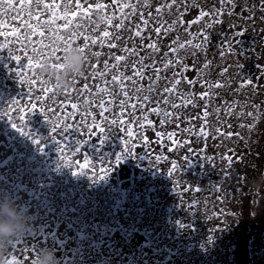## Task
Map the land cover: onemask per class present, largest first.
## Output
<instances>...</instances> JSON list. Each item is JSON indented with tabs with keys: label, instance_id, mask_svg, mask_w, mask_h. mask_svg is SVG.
Here are the masks:
<instances>
[{
	"label": "bare ground",
	"instance_id": "obj_1",
	"mask_svg": "<svg viewBox=\"0 0 264 264\" xmlns=\"http://www.w3.org/2000/svg\"><path fill=\"white\" fill-rule=\"evenodd\" d=\"M200 1L197 0L199 7L190 8L182 16L183 7L168 11L166 4L171 0H147V7L145 0H118L123 5H135V13L131 8L117 7L111 0H9V8L0 2V45L7 44L11 49L0 48V197L8 198L17 210L24 208L32 216L31 227L20 237L10 240L0 251V264L13 254L20 264L23 261L32 264L40 249L51 250L57 264H258L251 259L250 248L256 234L264 231V201L256 217L251 219L248 205L244 204L241 212L236 211L239 207L235 204L236 198L227 200L224 193L229 191L225 190V186L220 190L217 186L222 177L226 179L232 171L234 175L237 168L244 190L252 191L255 187L251 177L255 176L257 164L249 163V155L243 160L240 158L244 147L238 145L235 131L241 102L251 97L239 90L241 79H253L254 84L259 85L256 91L264 87L261 71L252 66L254 62L264 65V26H258L253 35L259 9L249 13L244 10L245 0H236L234 14L226 17L228 23L214 25L215 30H206L210 40L202 44V56L198 49L192 47L187 52L182 51L179 54L181 63L160 73V80L154 84L147 79V75L153 73H147L137 86L147 89L152 85L153 100L145 106L147 113L137 109L133 119L147 114L153 124L149 126L145 123L138 131L134 123L121 126L102 119L97 107L101 97L92 95L104 86L105 80H110L112 74L123 71L132 75L135 58L129 61L128 67H122L99 80L90 77L91 69L86 67L82 71L84 77L80 76L82 72H70L67 78L72 81V86L63 90L53 83L51 73L39 71L43 62H47L50 68L62 70L65 53L72 49L83 53L84 59L88 55L89 62L98 64L99 70L103 71L105 60L115 63L113 56L124 55L122 48L133 46L129 37L134 34L135 25L141 24L149 12L158 18L151 20L147 26L141 25L145 28V40L136 38L135 44H151L158 38L159 53L140 48L137 51L141 56H150L145 63L155 62L157 67H162L167 59L177 58L175 54L164 56L170 47L176 46L172 44L174 40L183 43L191 39L194 44L203 41L198 34L210 18L205 17L201 26L191 21L196 19L201 9L207 11L219 4L218 1ZM191 2L179 0L180 5H190ZM256 3L257 0H247L249 7ZM161 5L165 7L158 14L155 10ZM101 7L107 16L100 15ZM56 11L63 12V15L54 21ZM73 12L76 13V20L70 23L64 17ZM122 12L125 14L123 17ZM250 15L253 18L249 19ZM120 18H125L126 27L119 33L122 39L117 48L110 49L107 41L103 45H91V39H104V31L115 33L117 30L108 23H119ZM178 18L183 21L182 24L173 26L174 30L167 36L161 33L157 37L156 27L172 26ZM11 31L17 33L15 37L10 36ZM220 32L227 33L229 38L221 40ZM54 34L56 45L52 44ZM61 39L63 43H60ZM238 39L244 43L240 47L243 54L239 55L240 60L251 59L253 62L247 65L244 77L238 74L242 62L235 60L236 54H228L229 61L219 65L221 60L216 51L223 44L228 48L229 43L232 48H237L234 43ZM75 40L76 43L73 42ZM85 42L90 46L86 52L82 51ZM45 44L57 47L64 59L59 61L33 53V46L44 50ZM92 51H100L101 57H92ZM15 56L20 57L19 62L13 59ZM201 59L210 63L204 78L198 74ZM29 60L33 64L39 63V67H29ZM55 63H62L63 67H53ZM225 68L228 74L221 76ZM181 77L183 79L177 91L165 96L164 88ZM221 81L227 84L223 90L207 86ZM85 83L92 88L78 100L77 95L83 91ZM248 88L253 90L252 86ZM203 92H210V96L201 101L200 94ZM68 94H71L70 98ZM143 94L149 93L145 91ZM189 96L194 99L193 105L183 103ZM85 99L93 101L87 110L96 116L95 123L100 124L103 132L92 124L89 117L86 121V125L92 127L89 134L87 126L81 122L84 108L75 116L68 115L73 111L71 104H82ZM119 99L123 97L106 105L111 109L106 114L108 121L121 118ZM163 99H169V103L163 104ZM251 99L254 102V96ZM13 100L19 102L20 110L16 105L9 107ZM255 100L261 101L257 97ZM173 103L179 107L171 108ZM205 105L208 112L206 118L203 116ZM251 105L254 106V103ZM157 106L174 114L170 123L161 124L163 116L151 113V107ZM230 106L231 115L228 114ZM20 116L24 117L23 121ZM122 118L129 119L127 115ZM12 123L27 134L17 131ZM205 125L209 135L201 136L200 129ZM126 127L134 130L130 138ZM185 129L192 131L186 132ZM157 132L162 135L158 137ZM168 133L175 134L173 140L168 139ZM226 135L232 136V143L223 146L222 156L226 158V165L221 167L213 156L216 151H213L212 144L222 142ZM260 139L264 140L263 137ZM34 140L38 142L34 143ZM77 141L81 143L77 144ZM128 147H131L132 154L126 152ZM223 148L221 146L218 151ZM58 149H63V152ZM114 154L121 156L118 163ZM229 157L232 159L229 160ZM105 169L108 170L106 174ZM216 171L221 175H217ZM193 172L201 179H209V201L199 198L203 192L202 183ZM100 175L103 177L98 178ZM262 192L264 196V189ZM208 206L215 213L212 217L201 212V208ZM184 209L195 210V215H185ZM228 209L241 213V219L231 224L222 218L228 215ZM258 247L264 248V239L258 240Z\"/></svg>",
	"mask_w": 264,
	"mask_h": 264
},
{
	"label": "snow or ice",
	"instance_id": "obj_2",
	"mask_svg": "<svg viewBox=\"0 0 264 264\" xmlns=\"http://www.w3.org/2000/svg\"><path fill=\"white\" fill-rule=\"evenodd\" d=\"M218 7H213L207 11L205 10H200L199 11V15L196 17L195 20L191 21L192 24H197V23H201L204 21L205 17H209V21L207 23H204V29L198 34L199 36L203 37V42L207 43L210 40V36L206 35L205 32L207 29H211L214 27V25L217 24H221L223 23V19L222 17L227 15L229 17H231L234 14V9L237 6L236 0H218ZM145 6L147 7V0H145ZM183 7L184 11L181 12V16L184 14V12L190 10V8H197L199 7V5L197 4V0H192L191 4H183L180 5L179 0H171V3H167L166 7L168 9L169 12H171V10L174 7ZM47 7V5H46ZM79 7V5H78ZM165 7V5H161L160 7L156 8V13H161L162 9ZM122 8H131L133 13L136 12V7L135 5L132 4H124L122 5ZM259 9L260 11H264V0H257V3L255 5H252L251 7H249L247 5V0H245V8L244 10H247L249 13H253L255 10ZM73 16L76 15L75 12L72 13ZM125 14L122 12V17ZM147 18L146 19H142L141 20V24L135 25V32L132 36L129 37V42L133 44L132 47H124L122 48V51L125 53L124 55H115L112 57V59L115 61V63H110V61L105 60L103 62V71L99 70V65H93L92 63H90V57L87 55L85 57V63H84V67L91 69L89 76L90 77H94L95 79L99 80V79H103L104 77L110 75L111 73L121 69L122 67H128L129 65V61L132 60L133 58H135V64L132 65V75H126L125 72L123 71H119L118 74H112L110 80H105L104 86L99 88L98 92L96 93H92V95L97 96V97H101L98 100L97 103V107L100 109L99 115L102 119H104L106 122L111 123L113 125L119 123L121 126H125L129 123H134L137 128L136 130L138 131L140 128H143L145 126V123L149 126H151L153 124V121L151 119L148 118L147 114H143L138 118L133 119V117L136 116V110L139 109L141 113H147L148 108L145 107L147 105H149L150 103H152L153 97L151 95L152 91H153V86L150 85L147 89H145L142 86H137L139 84L140 81L144 80L146 78V75L148 72H152L153 75H147V79L149 81H152L153 84L155 82H158L160 80V73L162 72H166L167 70H169L171 67L179 65L181 63V60L179 59V54L184 51L187 52V49L189 47H192L194 49H200L201 48V44H194L193 41L187 40L183 43H180L179 40H174L172 42L173 45H176L175 47H170L168 52L164 53L165 57H168L169 55L175 54V56L177 57L175 60L173 59H167L166 62H163L162 67H157L155 62L152 63H145L146 60L150 59V56H141L140 52L137 51L138 48L142 49V50H151L152 53H159L161 51V48L159 46V39L157 38V40H154L151 44H147V45H136L135 44V39L139 38L141 41L145 40V28L141 27V25L147 26L151 20L158 18V17H153L152 13H147ZM253 18L251 15L249 17V19ZM183 21L181 19H177L173 21L172 26H169L167 28H163V26L161 27H156L154 29L155 33L157 34V37H159V35L161 33H163L165 36H167V34L171 31H173V26L177 25V24H182ZM109 25H112L117 31L115 33L113 32H109V31H104L103 32V37L104 39H91L90 43L91 45H96V44H101L103 45L106 41L107 46L111 49V48H117L119 46V43L122 39V37L120 36V31L124 30L126 27V22H125V18H120L119 19V23L116 24H112V22L108 23ZM230 27H234V26H230ZM239 34V33H238ZM41 36H43V33H40ZM17 39H19V36L17 35ZM25 39H27V37H25ZM148 39H151V37H148ZM85 40H87V38H85ZM114 41V42H113ZM74 43L77 42V40L73 41ZM60 43H63V40H60ZM52 44L56 45L57 44V37L54 34L53 39H52ZM0 48L3 49H9V46L7 44L5 45H0ZM228 48L229 51H231V43L228 44ZM50 49V50H48ZM90 49L89 43L85 42V46L82 48V51L86 52ZM11 49H9L10 51ZM34 54H38L40 56H47L49 59H55V60H59L62 61L64 59V55H60L59 54V49L55 46H51L48 44L44 45V50H41L40 48L33 46L32 49ZM195 54V53H193ZM225 55L224 52H221V57L223 58V56ZM91 56L95 57V58H99L101 57V52L100 51H92L91 52ZM13 59H15L17 62L20 61V57L19 56H15L13 57ZM29 63V67L31 68H38L39 67V63L37 64H33L31 60L28 61ZM53 67L56 68H62L63 64L62 63H55L53 64ZM205 68L210 67V63L209 64H205L204 65ZM258 69L261 70V77L262 79H264V66H258ZM228 74V69L225 68L223 70V72L221 73V76L227 75ZM17 75H20L19 72H17ZM85 73L82 72L80 74L81 77H84ZM153 76L155 77V80L153 81ZM183 79V77H181V79H177L175 80L174 83L171 84L170 87H165L163 90V94L165 96H168L169 94H172L174 92L177 91L178 85H180L181 80ZM189 83H195V81H189ZM207 84V82H205ZM129 85H131V88L129 87ZM209 87V89L211 88H222L225 85L223 83H216L214 85H207ZM252 86L253 90L255 91L256 88L259 87L258 84H254L253 79H246L244 81H241L240 84V88H245V87H249ZM92 88V85L85 83L83 85V91L79 92L77 95V99L80 100L83 97V93L84 92H89L90 89ZM117 88L119 89V91H117ZM45 91H47V89H43ZM147 91L149 94L148 95H144L143 93ZM69 98L71 96V94H68ZM120 96L123 97V99H119V104L118 106L121 109L120 112V117L119 119H112L110 121L107 120V113L111 110L109 107H107L106 105H110L112 103L115 102V100L117 98H119ZM210 96V92H203L200 94V99L204 100L206 98H208ZM103 97H107V99L103 98ZM37 100H39V97H37ZM91 103H93V101H89V100H83V103H73L71 104V108H72V112L68 113L69 116H75L77 113L80 112L81 108H84L85 111L82 113V124L86 125V121L87 119L90 117L92 124L96 127V128H100V130L103 132L104 129L101 128L100 124H96V116L93 115L90 111H88L87 109L89 108V106L91 105ZM159 101H157V105H159ZM169 103V99H163V104H168ZM183 103L185 105H193L194 104V99L189 97H186L183 101ZM12 105H16L17 106V110L19 109V102L13 100L12 104L9 105V107L11 108ZM179 107V105L177 104H171V108L175 109ZM255 108H258V105L252 106ZM130 109V111H129ZM207 105H205V111L203 113V116L206 118L208 116V112H207ZM151 113L156 114L157 116H163V118L160 120L161 124L164 123H170L171 122V118L174 115L172 112H164L159 106L157 107H151L150 109ZM217 111H219V109H217ZM7 114V113H6ZM228 114L231 115L232 114V109L231 106L228 109ZM124 115H127L129 117V119L126 121L124 120L122 117ZM241 115H245V114H241ZM246 115L248 117H251L253 119L259 120V117L254 113V112H248L246 113ZM199 118V117H198ZM19 119L21 121H23L24 117L20 116ZM143 121V122H142ZM13 128L17 129V131L21 132L22 134H27V132L23 131L20 127H18L15 123H12L11 125ZM244 127H248L249 131H254L255 128L257 127L256 124H248V125H243ZM70 127V126H68ZM88 128V132L89 134L92 133V127L91 126H87ZM206 125L202 126L200 129V133L199 135L201 136H208L209 132L205 130ZM126 132H127V136L130 138L133 136L134 134V130L131 127H126L125 128ZM56 131V128L53 127V132ZM184 131L186 132H191L192 129H185ZM217 131H219V129H217ZM156 135L158 137H160L162 134L157 132ZM168 139L169 140H173L175 134L174 133H168L167 134ZM38 141L34 140V143H37ZM59 143V142H57ZM81 143V141H77V144ZM83 143H87V141H83ZM59 151L63 152V149H58ZM126 152L129 154H132V149L131 147H128L126 149ZM115 156V162L118 163L121 159L120 155H116ZM159 159V158H157ZM229 160H231L232 158L229 157ZM65 162H67V157H65ZM87 165H82L81 167H86ZM108 170L105 169L104 170V174H106ZM76 171H74L75 173ZM103 174V175H104ZM103 175H100L98 178H102ZM185 191H187V189H185ZM197 191H199V189H197ZM191 207V205H190ZM4 264H20V261L17 259V257L13 254L11 256V258L7 259L4 261ZM23 264H27V261H23ZM32 264H34V262L32 261Z\"/></svg>",
	"mask_w": 264,
	"mask_h": 264
},
{
	"label": "rangeland",
	"instance_id": "obj_3",
	"mask_svg": "<svg viewBox=\"0 0 264 264\" xmlns=\"http://www.w3.org/2000/svg\"><path fill=\"white\" fill-rule=\"evenodd\" d=\"M111 1L117 7L122 8L123 4H120L118 2V0H111ZM211 1H215L216 2L218 0H211ZM0 2H2L4 7H8L9 8L10 5H11L9 0H0ZM200 2L204 3L205 0H201ZM62 15H63V12H60V13H57V11L54 12V16H53L54 21L58 20ZM100 15H106L105 13H103L102 7L100 8ZM258 15H259V18H257V20H258L257 22L258 23L254 27L253 35H255V33L258 31L257 30L258 26H264V11H260L258 13ZM75 17L76 16H73L72 13H70L69 16L64 17V18L66 19V21L68 20V22L72 23V22H74L76 20ZM226 17H227V15L222 17L224 22L221 23V24L228 23V20H227ZM198 24H199V26L202 25L201 23H198ZM218 25L219 24H217V26ZM213 28L215 30L216 27H213ZM10 34H11L10 35L11 37H15L17 33L15 31H11ZM219 37H220L221 40L225 41V39L227 40L229 38V35L227 33L220 32ZM198 44H201V48L198 49V52H199V55L202 56L204 54V47L202 46V44H204V42L202 40H199ZM235 44L237 45V48H232L231 47L232 48V53L225 46V44H223V47L217 48L216 51L218 53V59L221 60V61H219V65H223L224 63L229 61L228 60L229 59L228 54H236L235 57H234L235 60H239V61L242 62L240 64V69H239V73L238 74L241 77H244V73L247 70V65L251 64V63L253 64V62L251 61V59L240 60V58H239V55L243 56V54H242V52L240 50V47L244 44L242 39H238L237 43L235 41L234 45ZM262 44L264 46V41L262 42ZM221 52L225 53L223 58L221 57ZM205 64H208V62L206 63L205 61H203L201 59V67L199 68V71H198V74H199L200 78H204L206 76V72H205L206 68L204 67ZM256 64L257 63L254 62V64L252 66L255 67L256 69H258V66H260V65H256ZM262 66H264V65H262ZM241 81H244V79L242 78ZM261 81H262V83H264V79L261 78ZM219 83H223L225 85L224 87L219 88L221 90H223L227 86L225 81H221ZM240 84H241V82L239 83V88H240ZM239 90H241V92H243V93L247 92V94L251 95V97L254 96V102L251 99V97L248 98L247 101L245 99H243L242 102H241L242 103V109L237 111L238 112L237 117L239 119H237L238 122L236 123V131H235L236 134L235 135L237 137L238 145H240L241 147H244V149H241L242 153L240 154V156H241L240 158L243 160L244 156L248 157V155H249V158H248L249 163L251 161V162H254L255 164H257V168L255 170V176L253 175L255 179L253 178V176L251 177L252 181H254V186L255 187L252 189V191H248V189L244 190V184L242 182L243 180H242V178H240V174H239L237 168L235 170L234 175H233V171H232L231 173H229L230 176H227L226 179L223 180V177H222V181L220 182V185L217 186V187L220 190L221 187L223 188V186H225V188H226L225 190L229 191V192L224 193V194H226L225 197H226L227 200H230L231 198H236V200L235 199H231V201L235 200V204L239 205V207L237 208L236 211H238V212L240 211L241 212L242 211L241 210L242 206L244 204H245V206L248 205V207L250 208L249 209L250 217H252L251 219H253V218L256 217V213L259 211L262 201H264V196L262 194L263 193L262 191L264 189V140L260 139L261 137L264 138V102H263L264 101V87L262 89L257 90V91L256 90L255 91L251 90L248 87L240 88ZM243 95H245V94H243ZM256 97L259 98L261 101L260 102H256V100H255ZM201 101H203V100H201ZM253 103H254V106L258 105L259 107L258 108L252 107V109H251V106H253L251 104H253ZM248 112H254L259 117V120H256V119H253L251 117H248L245 114V113H248ZM241 114H245V115H241ZM248 124H256L257 127L255 128L254 131H249L248 127H244L243 126V125H248ZM222 142L217 141V142H215L216 144H212L213 151H214V149L216 151V153H213V156L217 158V161L220 163V165H222L221 167H225L226 164H225L224 160H226V158H225V156H222V153H223V150H224L223 146H225V144H227V143L228 144L232 143V136H230V135L227 136L226 135L223 138ZM221 146H222L223 149H221V151H218L221 148ZM250 146L252 148H250ZM253 149H258L259 151L256 152L255 150L253 151ZM245 161H247V160H245ZM207 168L208 167L206 166V169ZM193 174L202 183L201 189H202L203 192L200 194L199 198H201V200H203V201H209V199L211 197V194L209 192V189L211 188L209 179H206V178L201 179V176L196 174L195 172H193ZM216 174L217 175H221V173L219 171H216ZM229 178H231L232 180L229 179ZM245 193H247L248 196H246ZM246 197L250 201L247 200ZM218 200L220 201V200H223V199H218ZM217 207L219 208L218 205H217ZM184 211L186 212L185 215H191V216L195 215V210H190L189 211L187 209H184ZM233 211L234 210H232V209H228L227 210L228 215L224 214L225 216L222 217V218H226L227 221L230 222L231 224H234V220L238 221V220L241 219L240 217H242L241 213L236 214ZM201 212L205 216L208 215L209 217H212L215 214L214 212L210 211V207L209 206L205 207V208H201ZM227 216H228V218H227ZM229 219H231V220H229ZM261 227H263V226H261ZM232 229H233V227H232ZM260 230L262 231L261 228H260ZM260 239H264V231L258 232L256 234L254 242L251 244V248L250 247L249 248H250V254L253 255V257L251 259H253V261H256L258 264H264V248L258 247V240H260Z\"/></svg>",
	"mask_w": 264,
	"mask_h": 264
},
{
	"label": "clouds",
	"instance_id": "obj_4",
	"mask_svg": "<svg viewBox=\"0 0 264 264\" xmlns=\"http://www.w3.org/2000/svg\"><path fill=\"white\" fill-rule=\"evenodd\" d=\"M64 68L57 70L50 68L47 62L42 63L39 70L44 74L51 73L53 83L58 84L60 90L70 88L72 81L67 78L68 73L79 74L84 69V54L76 49L65 53ZM31 215L26 209L20 208L8 198L0 197V251L10 240L20 237L31 227ZM34 264H57V258L49 249H40L34 256Z\"/></svg>",
	"mask_w": 264,
	"mask_h": 264
}]
</instances>
